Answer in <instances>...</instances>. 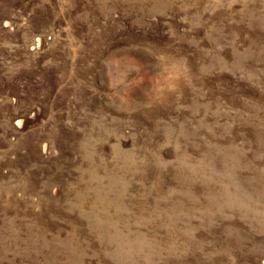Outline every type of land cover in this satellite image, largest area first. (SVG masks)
I'll return each mask as SVG.
<instances>
[{"label":"rangeland","instance_id":"obj_1","mask_svg":"<svg viewBox=\"0 0 264 264\" xmlns=\"http://www.w3.org/2000/svg\"><path fill=\"white\" fill-rule=\"evenodd\" d=\"M16 263L264 264V0H0Z\"/></svg>","mask_w":264,"mask_h":264},{"label":"bare ground","instance_id":"obj_2","mask_svg":"<svg viewBox=\"0 0 264 264\" xmlns=\"http://www.w3.org/2000/svg\"><path fill=\"white\" fill-rule=\"evenodd\" d=\"M45 48V47H44ZM22 123H23V121L22 120H19V125H22ZM15 260H17V259H15ZM18 262V261H17ZM15 263V262H14ZM17 264V263H16Z\"/></svg>","mask_w":264,"mask_h":264}]
</instances>
